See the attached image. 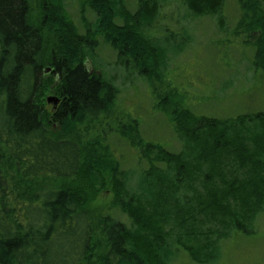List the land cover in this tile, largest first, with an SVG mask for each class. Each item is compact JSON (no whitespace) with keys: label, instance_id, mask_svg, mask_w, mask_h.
I'll return each mask as SVG.
<instances>
[{"label":"trees","instance_id":"trees-1","mask_svg":"<svg viewBox=\"0 0 264 264\" xmlns=\"http://www.w3.org/2000/svg\"><path fill=\"white\" fill-rule=\"evenodd\" d=\"M76 1L80 15L95 16L83 35L64 0H39L37 23L29 0H0V264H174L180 251L190 263L218 264L227 240L235 251L242 243L254 251L264 233L257 229L264 214V113L196 114L173 88L158 110L173 123L182 149L145 142L137 125L138 140L125 143L134 146L144 173L140 189L128 184L112 152L113 203L129 226L111 216L94 222L88 207L107 175L99 168L101 155L85 159L72 136L114 110L119 90L94 66L100 46L116 53L121 69L147 83L165 81L168 53L152 30L170 3L184 10V21L213 20L228 35L217 44L225 56L233 40L240 42L253 87H264V0H237L239 17L229 31L227 0H132L133 13L123 0ZM176 32L185 36L180 53L193 35L185 25ZM49 39L56 44L50 55ZM46 67L58 80L51 114L40 100Z\"/></svg>","mask_w":264,"mask_h":264},{"label":"rangeland","instance_id":"rangeland-1","mask_svg":"<svg viewBox=\"0 0 264 264\" xmlns=\"http://www.w3.org/2000/svg\"><path fill=\"white\" fill-rule=\"evenodd\" d=\"M29 1L32 18L37 23L42 14L38 5L39 0L38 3L35 0ZM64 4L79 34L83 35V27H86L85 22L93 24L95 16L89 11L84 15H80L76 0H64ZM123 5L131 7L128 8L130 13L135 11L132 0H123ZM223 14L226 17L227 31H229L235 26L239 17L237 0H227ZM176 20L181 25H175ZM184 25L190 28L193 42L185 51L176 53L180 46H184L185 39L184 32L176 31L184 28ZM168 28L174 33L163 32L164 30L167 31ZM217 28V25L211 19L194 20L186 16L184 21V10L179 11L176 3H170L166 6L152 30V32H155L154 38H156L161 49L166 50L168 53L167 67L164 73L166 76L163 82L152 81V83H147L144 79L137 77L136 71L131 73L116 66V53L105 45L100 46L95 51L94 62L97 64L94 63V66H97V69L104 73L109 80H114V86L119 90L113 113L105 116L97 123L82 126L72 136L82 145L85 159L95 161L97 157L93 156L94 153L97 152L98 155H101L99 168L107 175L106 185L99 193L92 196L93 200H91L88 207L96 224L99 223L101 218L111 216L129 226L130 222L127 216L120 213L113 203L115 194L112 188L113 185L111 186V183L113 184L111 177L114 168L110 165L114 166L117 158L121 163V165L119 164L120 171L122 174L127 175L128 184L134 185L135 189H140L143 186L144 173L135 160L137 154L133 150L134 146H131V148L125 143L138 140V128L145 142L156 143L166 151L174 153L182 149V145L174 134L173 123L168 121L167 117L158 110V107L163 102L165 103L167 96L170 97V93L174 91L173 88L179 87V89L177 88L180 90L178 94L185 96L184 102L187 108L196 114L230 117L238 113H264V87L261 83H256L253 87V82L250 79L251 73L246 70L245 59L241 60L240 42L230 38L233 40V44L228 49V56H225L222 52L224 49L217 44L220 40L225 42L227 40L225 37H228V35L225 36V34L220 33ZM48 42V44L45 43V50L50 55L56 44L51 39ZM243 51L246 52V49ZM224 62L232 64V70L228 69ZM92 63L93 61L89 60L86 62V66L91 71H93ZM57 85L58 80L51 72V68L46 67L40 100L44 109L50 114L54 106L47 103V98L57 99ZM176 98V100L179 99L177 96ZM179 101L181 100L179 99ZM132 126L136 131L131 129ZM133 131L134 133H132ZM122 132L127 133L125 136L130 135L125 137L124 141L122 136L120 137ZM135 147L139 148L137 144H135ZM138 150L141 154L145 151L141 148ZM113 151L116 156L115 159L112 156ZM55 183L50 182L46 185L52 186ZM44 184L39 183L40 187L38 189H42ZM263 227L264 214L257 220V229ZM204 228L213 229L211 224L204 225ZM168 229L169 227H165L166 231ZM170 233L174 234L175 232L171 231ZM239 239L247 240L246 238ZM260 239L263 240L258 242L254 251H251L252 244L242 243L240 249V245H238V249L237 246H234L238 250L235 251L231 247L230 241H224L222 247L226 249L227 253L223 254V259H220L218 264H264V233ZM237 241L242 240L237 239ZM176 259V264H193L188 261L186 254L182 251L178 253Z\"/></svg>","mask_w":264,"mask_h":264},{"label":"water","instance_id":"water-1","mask_svg":"<svg viewBox=\"0 0 264 264\" xmlns=\"http://www.w3.org/2000/svg\"><path fill=\"white\" fill-rule=\"evenodd\" d=\"M58 99L53 98V97H49L47 98V103L48 104H53L54 108L58 105Z\"/></svg>","mask_w":264,"mask_h":264}]
</instances>
